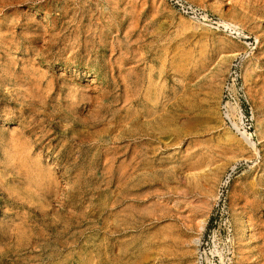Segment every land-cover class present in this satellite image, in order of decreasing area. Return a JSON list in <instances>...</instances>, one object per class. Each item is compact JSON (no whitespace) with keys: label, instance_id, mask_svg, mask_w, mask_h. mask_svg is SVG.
Instances as JSON below:
<instances>
[{"label":"rangeland","instance_id":"rangeland-1","mask_svg":"<svg viewBox=\"0 0 264 264\" xmlns=\"http://www.w3.org/2000/svg\"><path fill=\"white\" fill-rule=\"evenodd\" d=\"M0 264H264V0H0Z\"/></svg>","mask_w":264,"mask_h":264},{"label":"bare ground","instance_id":"bare-ground-1","mask_svg":"<svg viewBox=\"0 0 264 264\" xmlns=\"http://www.w3.org/2000/svg\"><path fill=\"white\" fill-rule=\"evenodd\" d=\"M236 17V16H235ZM224 45V44H223ZM233 46V45H232ZM246 46H248V45H246ZM224 47V46H223ZM235 48V47H234ZM248 48V47H247ZM245 50V49H244ZM239 51V49L237 50V51H235V52H238ZM247 51V50H246ZM231 53H234V52H231ZM178 57V56H177ZM233 59V58H232ZM261 99V98H260ZM233 125H235V127H237V128H239L238 127V125H237V123L236 122H233ZM234 139V138H233ZM239 141V140H238ZM246 143H248V142H246ZM233 144V143H232ZM255 147V146H254ZM94 263V262H93Z\"/></svg>","mask_w":264,"mask_h":264}]
</instances>
